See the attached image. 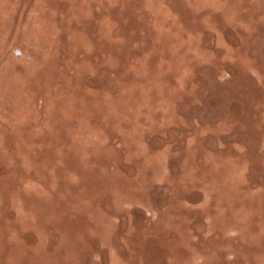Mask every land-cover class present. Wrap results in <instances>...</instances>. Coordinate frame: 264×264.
<instances>
[{
    "label": "rangeland",
    "instance_id": "rangeland-1",
    "mask_svg": "<svg viewBox=\"0 0 264 264\" xmlns=\"http://www.w3.org/2000/svg\"><path fill=\"white\" fill-rule=\"evenodd\" d=\"M0 264H264V0H0Z\"/></svg>",
    "mask_w": 264,
    "mask_h": 264
}]
</instances>
